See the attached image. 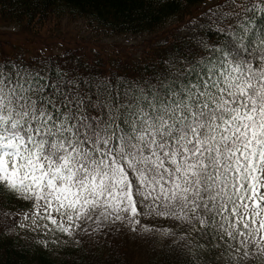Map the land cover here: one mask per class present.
I'll return each mask as SVG.
<instances>
[{"label":"snow or ice","instance_id":"6c2138e0","mask_svg":"<svg viewBox=\"0 0 264 264\" xmlns=\"http://www.w3.org/2000/svg\"><path fill=\"white\" fill-rule=\"evenodd\" d=\"M150 61L0 56V232L34 245L122 231L264 258V0H213ZM31 234V235H29Z\"/></svg>","mask_w":264,"mask_h":264},{"label":"trees","instance_id":"16d2710c","mask_svg":"<svg viewBox=\"0 0 264 264\" xmlns=\"http://www.w3.org/2000/svg\"><path fill=\"white\" fill-rule=\"evenodd\" d=\"M204 2L207 0H0V22L2 25H18L20 37L17 39L24 43L48 34L64 14L86 18L91 24L116 33H152L160 29L154 37L143 42L134 56L119 53L107 57L76 46L65 49L71 50L82 62H95L100 69L107 71L116 63L122 68L143 64L178 43L182 35L180 26L192 14L205 8ZM4 45L0 42V56L23 55L28 58L42 55L27 52L28 48L23 44ZM65 50L43 56L59 57ZM3 195L0 193V211L24 206V202L14 196L4 200ZM131 233L122 231L115 234L108 243L88 239L82 246L69 243L61 248L59 257H54L41 245L25 239V234L15 236L0 232V264H215L213 259L218 249L204 241L198 242L194 238L193 244L198 243L199 246L179 258L175 253L166 255L163 237H136Z\"/></svg>","mask_w":264,"mask_h":264},{"label":"rangeland","instance_id":"374dc122","mask_svg":"<svg viewBox=\"0 0 264 264\" xmlns=\"http://www.w3.org/2000/svg\"><path fill=\"white\" fill-rule=\"evenodd\" d=\"M211 3L213 0H207L205 6ZM18 28L19 26L16 24L2 25L0 22V42L6 44L4 47H10L14 43L23 44L24 47L28 48L27 52L44 55L50 52L60 53L66 48L76 46L89 52H99L107 57L119 53L134 56L140 51L143 42L154 37L160 30L152 33H116L91 24L86 18L64 14L48 34H41L40 38L37 37L34 41L24 43L23 40L17 39L20 37L17 32ZM20 233L25 234L23 231ZM70 242L49 244L46 249L50 250L54 256H59L61 247ZM213 260L215 264H230L229 257L219 249L215 251ZM253 264H264V258L257 259Z\"/></svg>","mask_w":264,"mask_h":264}]
</instances>
